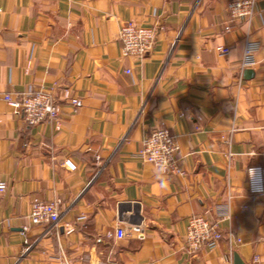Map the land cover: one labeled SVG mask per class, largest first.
Listing matches in <instances>:
<instances>
[{"label":"crops","instance_id":"obj_1","mask_svg":"<svg viewBox=\"0 0 264 264\" xmlns=\"http://www.w3.org/2000/svg\"><path fill=\"white\" fill-rule=\"evenodd\" d=\"M229 2L0 0V264H264V196L248 190L264 166V0L237 22ZM128 21L158 28L142 59L122 56ZM247 43L260 47L242 68ZM30 87L54 90L58 124L5 101ZM159 127L185 174L136 156ZM36 199L59 202L57 225L31 222ZM193 215L219 225L216 248L188 251ZM123 219L143 237H115Z\"/></svg>","mask_w":264,"mask_h":264},{"label":"built area","instance_id":"obj_2","mask_svg":"<svg viewBox=\"0 0 264 264\" xmlns=\"http://www.w3.org/2000/svg\"><path fill=\"white\" fill-rule=\"evenodd\" d=\"M257 0H230L229 15L233 22L242 18H248L254 14ZM228 31L231 26L228 25ZM158 36L156 26H142L133 21L124 23L119 31L121 42V53L124 57L142 59L152 50ZM260 45L257 43H247L242 68L254 66L256 64L255 54ZM229 48L221 47L220 53L227 55ZM4 99L7 104L30 125H38L44 122L56 123L61 116V106L52 88H40L36 90L30 87L23 96L14 98L12 93H6ZM65 99L69 100L75 107L79 105V100L72 98L67 91ZM136 156L155 166L163 173L173 175H183L185 170L181 167L180 146L176 135L167 127H159L148 133L142 142L141 149ZM64 165L70 170L75 171L77 164L71 159H67ZM7 183L0 181V192L7 189ZM248 190L252 196H264V166L257 165L248 169ZM225 212L220 210L219 216H225ZM30 219L34 225L54 224L57 225L61 220L59 202H46L34 200L31 206ZM124 220V219H123ZM129 219L118 224L115 229V237L123 239L127 236L135 235L143 237L142 224H129ZM224 234L219 225L210 221L203 215H193L189 219L186 230L185 242L189 252L193 253L202 248H216Z\"/></svg>","mask_w":264,"mask_h":264},{"label":"water","instance_id":"obj_3","mask_svg":"<svg viewBox=\"0 0 264 264\" xmlns=\"http://www.w3.org/2000/svg\"><path fill=\"white\" fill-rule=\"evenodd\" d=\"M244 72L248 76H252L254 74V71L252 69H246ZM234 263L245 264L237 254L234 255Z\"/></svg>","mask_w":264,"mask_h":264}]
</instances>
